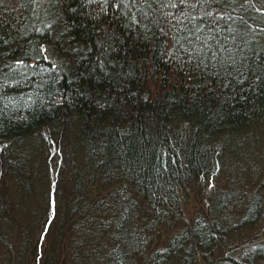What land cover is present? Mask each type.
Segmentation results:
<instances>
[{
  "label": "trees",
  "instance_id": "obj_1",
  "mask_svg": "<svg viewBox=\"0 0 264 264\" xmlns=\"http://www.w3.org/2000/svg\"><path fill=\"white\" fill-rule=\"evenodd\" d=\"M0 264H264V0H0Z\"/></svg>",
  "mask_w": 264,
  "mask_h": 264
}]
</instances>
